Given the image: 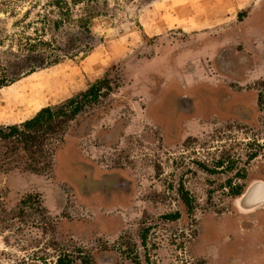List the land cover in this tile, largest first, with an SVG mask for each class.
<instances>
[{"label":"rangeland","instance_id":"rangeland-1","mask_svg":"<svg viewBox=\"0 0 264 264\" xmlns=\"http://www.w3.org/2000/svg\"><path fill=\"white\" fill-rule=\"evenodd\" d=\"M29 42L59 61L19 76ZM13 77L0 128L46 107L58 115L39 144L0 137V264H132L127 233L138 244L143 232L131 252L141 264H185L204 214L235 211V194L264 173V0H0V80ZM169 87L226 117L199 109L180 125L192 142H159ZM112 172L132 181L130 203L82 197ZM177 172L186 185L193 176L189 217L168 188Z\"/></svg>","mask_w":264,"mask_h":264},{"label":"flooded vegetation","instance_id":"flooded-vegetation-1","mask_svg":"<svg viewBox=\"0 0 264 264\" xmlns=\"http://www.w3.org/2000/svg\"><path fill=\"white\" fill-rule=\"evenodd\" d=\"M227 53H225V56ZM226 60V59H224ZM223 87H220L219 90H221ZM203 89H208V93L214 91L211 88H203ZM195 90H197V87H195ZM171 91H175V95H176V89L174 88H167L166 92L164 94H162L160 103H158V107L160 108L161 106L164 108V112H159V114L161 115L160 117H158V123H160L162 126L164 127H158V131L160 132L158 140L159 142H169V143H189L192 142L193 139H195L194 136H192L191 134H186V137H183V133L186 130L187 127H180L181 122L183 123V121H187L188 117L191 116H195V114L199 111V109L201 111H211V112H215L217 115H219L222 118H225L226 115L224 114V112L222 111V108L220 109L219 103H217L215 100H212V98L210 100L205 99L203 103H201L199 101V103L197 102V100L194 99V97L196 96V92L192 91L191 94H181L179 96H171ZM207 93V92H205ZM195 94V95H194ZM191 95H194L191 96ZM230 104L231 102H229V100H226V102H223L222 106H226V104ZM204 114V113H203ZM247 116V115H246ZM245 115L243 116L242 119H247ZM207 171H209L207 169ZM183 175L184 173H178L177 172V178L173 177V179H171V182L173 183L168 184V188L170 186H175L174 190H172L171 193V197L175 200V205L176 207H183L186 208L187 211H185V214L187 217L192 216L190 215V210L195 207V205L197 204L196 202V198H195V186L194 184H189V182L192 181L193 183V176L191 178V180L187 181L188 185L184 184L183 181ZM101 179H97V181L95 179L89 181L94 184L97 185L96 186H92V187H88L87 185H83L80 187H78V189L82 190L81 194L82 197L87 199H92L93 197H102V199L106 202V203H130L129 200L131 198V196L133 195V184L132 181L130 179L127 178H122L121 174L118 172H112V173H103L100 175ZM165 176L166 174H160V181L162 182L161 184V189L158 190V203L162 204L163 202H167L166 199H168V193L166 195V193H164V191L162 190L163 183L165 182ZM176 176V174L174 175ZM185 176V175H184ZM90 184V185H91ZM167 187V185H166ZM165 187V188H166ZM249 187V186H248ZM247 187V188H248ZM239 187H232L231 190L237 191ZM246 188V189H247ZM245 189V191H246ZM80 190V191H81ZM242 191L237 192L235 194V198L232 199V204L235 205V209L237 210L239 207V200L240 197L242 196ZM169 204V203H168ZM191 210V211H192ZM209 213L204 214V216L202 217V229H204V221H208V219H210L209 217ZM183 215L180 214V211L176 210L175 212L168 214V215H162L160 214L158 216V220L160 221H164L167 223H173L176 220H179L180 218H182ZM192 226V225H191ZM145 232H143L142 236H139V242L138 244L136 243V241H134L132 239V234L127 233V241L126 244L127 245V256L128 259L130 260V262H132V264H141V258L140 255L136 252V253H131L134 251V246H132V242H135V246L138 247L137 245H142L143 243H145ZM192 234L189 236V241H187V245H188V251L191 254V256L189 255L188 260L186 261L185 264H208V255H204L200 258L196 257L195 258V240L198 239V236L203 233H199L197 232L195 235L193 233V231L191 232ZM201 236V235H200ZM188 240V239H187ZM126 252V251H125ZM124 252V253H125ZM197 260V261H196ZM145 261V258H144Z\"/></svg>","mask_w":264,"mask_h":264},{"label":"crops","instance_id":"crops-1","mask_svg":"<svg viewBox=\"0 0 264 264\" xmlns=\"http://www.w3.org/2000/svg\"><path fill=\"white\" fill-rule=\"evenodd\" d=\"M256 173L251 183H264ZM250 184V185H251ZM249 185V186H250ZM204 221L203 234L195 240V258L208 255V264H264V209L237 210Z\"/></svg>","mask_w":264,"mask_h":264},{"label":"trees","instance_id":"trees-1","mask_svg":"<svg viewBox=\"0 0 264 264\" xmlns=\"http://www.w3.org/2000/svg\"><path fill=\"white\" fill-rule=\"evenodd\" d=\"M43 44L47 45L45 43ZM37 47H38L37 44L32 42H29L27 44L28 52L26 53L25 56L22 57L21 60L22 63L19 64L20 66L18 69V73L20 74L19 76H26L28 74L35 72L37 69L45 68L59 61L58 59H49V57L44 55L42 52L36 51L35 49H37ZM17 79L16 77H13L8 81L0 80V87L7 85V83H13ZM91 90L92 88L89 91ZM75 99L76 98L70 99L68 103L75 102ZM76 108L77 107H75V110L71 113L70 116L75 114L74 112H76ZM56 113H58V111L54 112L52 108L49 107L43 108L33 118L23 122L21 127L10 126L7 127L8 131H5L3 128H0V137L5 139L16 134L19 137L21 136L25 138L27 137L30 144L33 143L39 144L38 142L40 141L41 137L43 135L48 134V132H50L53 129L52 125H50L48 122H50V120L54 116L58 115ZM45 125L46 127H44ZM21 128L23 130H20ZM56 128L61 129V127H56Z\"/></svg>","mask_w":264,"mask_h":264},{"label":"water","instance_id":"water-1","mask_svg":"<svg viewBox=\"0 0 264 264\" xmlns=\"http://www.w3.org/2000/svg\"><path fill=\"white\" fill-rule=\"evenodd\" d=\"M239 208L244 211L264 209V183L251 184L240 197Z\"/></svg>","mask_w":264,"mask_h":264},{"label":"bare ground","instance_id":"bare-ground-1","mask_svg":"<svg viewBox=\"0 0 264 264\" xmlns=\"http://www.w3.org/2000/svg\"><path fill=\"white\" fill-rule=\"evenodd\" d=\"M248 205V204H247Z\"/></svg>","mask_w":264,"mask_h":264}]
</instances>
